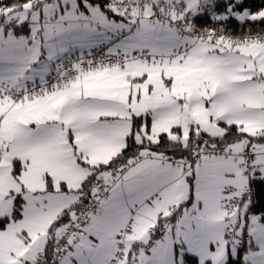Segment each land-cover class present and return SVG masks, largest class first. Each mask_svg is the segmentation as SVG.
Listing matches in <instances>:
<instances>
[{"label": "snow or ice", "instance_id": "obj_1", "mask_svg": "<svg viewBox=\"0 0 264 264\" xmlns=\"http://www.w3.org/2000/svg\"><path fill=\"white\" fill-rule=\"evenodd\" d=\"M0 264H264V0H0Z\"/></svg>", "mask_w": 264, "mask_h": 264}, {"label": "trees", "instance_id": "obj_2", "mask_svg": "<svg viewBox=\"0 0 264 264\" xmlns=\"http://www.w3.org/2000/svg\"><path fill=\"white\" fill-rule=\"evenodd\" d=\"M233 31L236 33V34H239L241 29L235 24V22H233V24L231 25Z\"/></svg>", "mask_w": 264, "mask_h": 264}]
</instances>
